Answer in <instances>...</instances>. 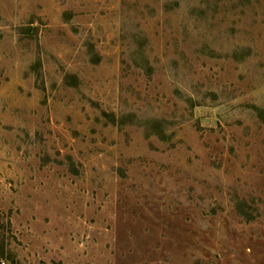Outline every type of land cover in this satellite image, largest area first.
Listing matches in <instances>:
<instances>
[{
	"label": "rangeland",
	"instance_id": "374dc122",
	"mask_svg": "<svg viewBox=\"0 0 264 264\" xmlns=\"http://www.w3.org/2000/svg\"><path fill=\"white\" fill-rule=\"evenodd\" d=\"M0 264H264V0H0Z\"/></svg>",
	"mask_w": 264,
	"mask_h": 264
},
{
	"label": "trees",
	"instance_id": "16d2710c",
	"mask_svg": "<svg viewBox=\"0 0 264 264\" xmlns=\"http://www.w3.org/2000/svg\"><path fill=\"white\" fill-rule=\"evenodd\" d=\"M3 257H4L3 246L0 243V263H1L2 259H3Z\"/></svg>",
	"mask_w": 264,
	"mask_h": 264
}]
</instances>
